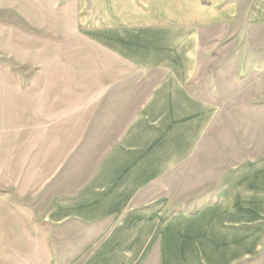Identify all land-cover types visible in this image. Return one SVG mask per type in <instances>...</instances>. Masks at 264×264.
<instances>
[{
	"label": "crops",
	"instance_id": "0c3cea01",
	"mask_svg": "<svg viewBox=\"0 0 264 264\" xmlns=\"http://www.w3.org/2000/svg\"><path fill=\"white\" fill-rule=\"evenodd\" d=\"M63 1L76 25L64 34L67 48L86 57L49 60L59 68L54 89L46 94L39 84L37 106L54 113L44 121L38 114L37 130L55 146L77 148L62 163L80 148L107 149L79 172L85 181L55 193L45 210L52 236L42 242H53V264H238L256 256L264 246V158L226 171L217 202L195 213L157 196L220 112L193 85L203 37L240 29L239 1ZM253 69L246 61L243 70Z\"/></svg>",
	"mask_w": 264,
	"mask_h": 264
},
{
	"label": "rangeland",
	"instance_id": "374dc122",
	"mask_svg": "<svg viewBox=\"0 0 264 264\" xmlns=\"http://www.w3.org/2000/svg\"><path fill=\"white\" fill-rule=\"evenodd\" d=\"M238 1L240 29L203 37L193 85L220 112L193 159L157 187L178 211L215 204L226 171L264 158V0ZM69 7L63 0H0V264H53V242H42L52 236L42 226L45 210L55 193L85 181L79 172L89 173L107 149L80 148L62 163L77 148L55 146L50 132L37 130L38 114L44 121L54 113L37 106L44 101L39 84L46 94L54 89L59 68L49 60L86 57L67 48L64 34L76 29ZM246 61L253 70H243ZM238 264H264V246Z\"/></svg>",
	"mask_w": 264,
	"mask_h": 264
}]
</instances>
